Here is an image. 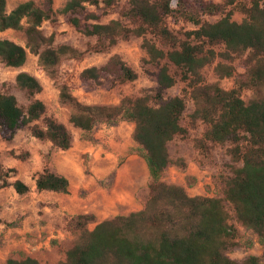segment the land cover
<instances>
[{"label":"trees","instance_id":"16d2710c","mask_svg":"<svg viewBox=\"0 0 264 264\" xmlns=\"http://www.w3.org/2000/svg\"><path fill=\"white\" fill-rule=\"evenodd\" d=\"M8 0H0V32L12 29L24 31L29 49L38 54L39 64L46 70L54 69L61 57L72 49L61 46L40 51L45 38L39 31L40 24L52 12V0L40 8L31 0L18 4L6 11ZM117 0H66L62 13L68 16L72 26L85 35L95 36L114 44L117 37L129 32L120 22L109 24L80 25L78 18L84 4L97 5L101 2L110 7ZM129 16L140 23L134 34L144 37L145 32L164 45L158 48L155 41L143 38L142 48L148 60L159 66L154 98L157 106L150 104L149 95L126 97L118 106L82 105L62 88L61 101L69 104L73 111L70 122L74 127L89 131L99 122L121 117L134 124L133 140L140 148L151 182L146 206L143 210L127 216H116L84 231L78 243L66 254L60 264H258L256 256L241 262L227 256L234 246L237 231L228 223L229 215L225 203L232 206L238 223L251 230L264 242V96L249 102L241 99L238 90H222L216 85L203 83L201 70L216 57L215 46L223 45L225 55L249 51L253 57L264 54V0H248L238 4L245 15L240 22H233L225 15L214 23L195 21L198 28L179 40L166 26V18L192 20L186 0H127ZM175 2V7H173ZM240 0H227L234 5ZM220 6L208 3L201 8L203 14L212 15ZM25 22L26 26L22 24ZM193 38V40H191ZM176 67L195 103L191 117L201 121L206 130L198 140L196 148L205 156L211 145L229 143L230 159L240 166L232 171L225 181L222 197H189L183 188L160 182V176L170 164L167 144L175 137L185 134L180 120L185 111L181 97L163 100L164 92L175 84L168 65ZM0 61L9 68H20L26 61L25 48L0 39ZM222 64L216 73L232 75L229 67L222 73ZM113 75L121 83L136 79L135 72L117 56L104 66L92 67L82 72L81 78L94 81ZM16 85L29 93H37L41 86L37 79L20 72ZM264 84V67H254L248 85ZM45 106L39 100L32 101L26 109L18 106L14 96L0 90V135L11 140L16 131L40 119ZM31 136L49 141L60 150L70 148L71 139L66 127L52 118L44 119V128L33 125ZM14 169H4L0 164V189L11 186L19 195L29 191L20 180L8 182ZM37 191L66 194L68 180L61 175L44 169L35 180ZM85 216H79L84 218ZM90 217L89 220H92ZM4 264H40L31 257L19 260L7 258Z\"/></svg>","mask_w":264,"mask_h":264},{"label":"rangeland","instance_id":"374dc122","mask_svg":"<svg viewBox=\"0 0 264 264\" xmlns=\"http://www.w3.org/2000/svg\"><path fill=\"white\" fill-rule=\"evenodd\" d=\"M25 1L28 0H8L6 11L10 12ZM31 1L45 8L47 0ZM247 1L240 0L229 6L227 0H186L193 21L167 17L166 26L179 40H186V34L198 28L197 20L214 23L229 15L231 21L240 23L245 15L238 4ZM208 3L220 6L221 11L213 9L212 15L203 14L201 8ZM65 4L66 0H52V12L38 28L46 39L40 51L61 46L72 49V52L61 57L52 70H46L39 64L38 54L27 46L24 31L8 29L0 32V39L10 40L26 51V61L20 68L6 67L0 61V90L14 96L18 106L23 109L34 100L41 101L45 106L40 119L18 129L11 140L0 135V164L4 169L15 170L8 182L20 180L29 187L25 195L17 194L11 186L0 189V234L9 231L8 239L18 243L9 254L0 251V264L7 258L19 260L25 257H31L40 264L64 263L68 250L79 242L84 231H92L97 224L116 216H127L143 210L148 199L151 177L140 148L133 140L134 124L117 117L99 122L89 131H82L70 122L73 109L61 101V92L65 87L69 96L82 105L114 107L126 97L149 95L152 97L150 104L157 106L154 91L159 66L149 62L142 48L143 38L155 41L158 48L164 51L168 49L148 32L144 37L134 34L139 30L140 23L129 16L127 0H117L110 7H105L101 2L97 5L84 4L78 16L82 28L92 24L120 22L129 32L117 37L114 44L85 35L72 26L68 16L62 13ZM172 6L175 7V2ZM22 24L26 26L24 21ZM214 49L216 57L201 70L204 84L216 85L225 91L238 90L246 103L264 96V84L256 87L248 85L251 70L264 67V54L253 57L246 51L226 57L223 45ZM114 56L135 72V80L121 83L113 75L97 82L81 78L84 70L104 66ZM163 63L168 65L175 79V84L164 92L163 100L176 96L183 98L186 108L180 124L186 132L167 144L170 164L161 174L160 182L183 188L189 197H222L225 181L232 176L233 169L240 166L230 159L228 151L232 145H211L205 156L198 152L196 144L206 126L191 117L195 103L179 71L165 60L160 66ZM218 64L223 66L222 73L231 67L232 75L220 77L215 71ZM20 72L35 77L41 86L40 91L32 94L20 89L15 82ZM45 118H52L66 127L71 139L69 150H60L49 141L31 136L32 126L44 128ZM37 153L44 154V157L38 158ZM65 155L71 160L62 165ZM43 169L67 174L72 184L70 190L66 194L37 191L35 180ZM65 169L72 173H67ZM224 205L229 215L228 223L237 231L234 246L228 249L227 256L237 262L256 256L258 264H264V242H259L255 233L237 222L229 203ZM30 216L45 217L50 219V223L53 218H60L61 234L55 229L49 230L44 224H41L43 230L31 231L28 228H33L34 221ZM90 217L93 219L89 220ZM21 228H26L24 233L20 231Z\"/></svg>","mask_w":264,"mask_h":264},{"label":"crops","instance_id":"0c3cea01","mask_svg":"<svg viewBox=\"0 0 264 264\" xmlns=\"http://www.w3.org/2000/svg\"><path fill=\"white\" fill-rule=\"evenodd\" d=\"M34 138V137H33ZM38 140V139H37ZM67 150H69V149H67ZM63 151H65V150H63ZM36 156L38 157V158H43L44 157V154H42L41 155V153H37L36 154ZM63 158H64V160L62 161V165L63 164H67V163H69L70 162V160H71V158L68 156V155H65V156H63ZM144 160V159H143ZM145 162V161H144ZM146 164V163H145ZM147 167V166H146ZM44 170V169H43ZM64 171H66L67 173H69V174H71L72 173V171L71 170H68V169H65ZM43 171H41V173H42ZM53 173H55V174H58V175H61V176H64L67 180H68V182H69V188H68V191L70 190V188H71V180L68 178V176H67V174H63V173H61V172H59L58 170L57 171H55V172H53ZM39 175V174H38ZM38 177V176H37ZM24 183V182H23ZM28 186V185H27ZM42 192H46V191H42ZM48 193H54V192H48ZM54 194H63V193H54ZM25 195V194H24ZM32 219H33V221H34V225H33V228H28V229H30L31 231H38V230H43L44 229V227H48V229L49 230H51V229H55V231L58 233V234H61V231H62V228L60 227V224H61V222H60V218L59 219H56V218H53L52 219V221H51V223H55V225L54 226H52V224L49 222V220L50 219H46L45 217H41V216H38L39 218H36V217H33V216H30ZM43 221H46V223H44ZM41 224L43 225H45L44 227H41ZM50 227H52V228H50ZM24 229H26V228H21L20 229V231L22 232V233H24L25 232V230ZM8 232L9 231H7V232H4L3 234H0V238H1V240H2V245L0 246V251H3V252H6L7 254H9L10 252H12L13 250H14V248L16 247V245H18V243L14 240V239H8V236H7V234H8ZM7 259H5L1 264H4L5 263V261H6Z\"/></svg>","mask_w":264,"mask_h":264}]
</instances>
